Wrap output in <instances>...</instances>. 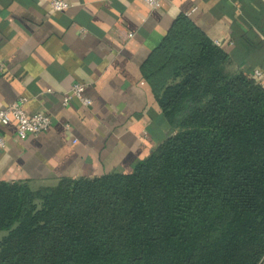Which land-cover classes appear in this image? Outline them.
<instances>
[{
	"label": "trees",
	"instance_id": "trees-1",
	"mask_svg": "<svg viewBox=\"0 0 264 264\" xmlns=\"http://www.w3.org/2000/svg\"><path fill=\"white\" fill-rule=\"evenodd\" d=\"M179 14L141 65L173 133L131 171L0 181V264H260L264 84Z\"/></svg>",
	"mask_w": 264,
	"mask_h": 264
},
{
	"label": "crops",
	"instance_id": "crops-1",
	"mask_svg": "<svg viewBox=\"0 0 264 264\" xmlns=\"http://www.w3.org/2000/svg\"><path fill=\"white\" fill-rule=\"evenodd\" d=\"M50 1L0 0V108L21 100L26 113L51 118L25 139L13 120L3 128L0 181L36 190L61 177L129 172L172 134L141 65L179 14L227 52L231 70L264 77V0H161L156 9L143 0H64L61 11ZM75 82L91 105L62 104Z\"/></svg>",
	"mask_w": 264,
	"mask_h": 264
},
{
	"label": "built area",
	"instance_id": "built-area-1",
	"mask_svg": "<svg viewBox=\"0 0 264 264\" xmlns=\"http://www.w3.org/2000/svg\"><path fill=\"white\" fill-rule=\"evenodd\" d=\"M149 7L158 8L161 5V0H143ZM51 7L56 11H61L67 8V3L64 0H51ZM5 66L0 62V74L4 71ZM251 77L256 79L261 84H264L263 73L259 69H254L251 72ZM86 86L82 82H75L62 95V104L68 105L74 100L85 106L91 105V99L85 94ZM50 91V89H47ZM16 124L15 134L20 139H25L29 135L37 134L46 131L51 126V118L48 114L37 111L31 114L26 113L23 108L22 101H13L4 108H0V150L6 146L3 128L11 121ZM68 128V127H67Z\"/></svg>",
	"mask_w": 264,
	"mask_h": 264
}]
</instances>
